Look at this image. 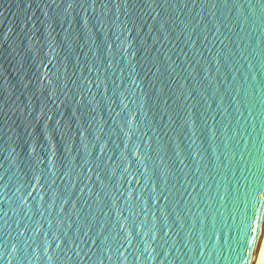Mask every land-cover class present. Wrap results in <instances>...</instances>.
<instances>
[{"label":"water","instance_id":"obj_1","mask_svg":"<svg viewBox=\"0 0 264 264\" xmlns=\"http://www.w3.org/2000/svg\"><path fill=\"white\" fill-rule=\"evenodd\" d=\"M264 0H0V264H254Z\"/></svg>","mask_w":264,"mask_h":264},{"label":"bare ground","instance_id":"obj_2","mask_svg":"<svg viewBox=\"0 0 264 264\" xmlns=\"http://www.w3.org/2000/svg\"><path fill=\"white\" fill-rule=\"evenodd\" d=\"M254 264H264V231Z\"/></svg>","mask_w":264,"mask_h":264}]
</instances>
